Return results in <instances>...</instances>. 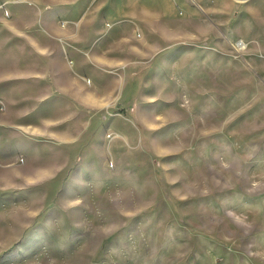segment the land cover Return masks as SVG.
Returning <instances> with one entry per match:
<instances>
[{
    "label": "rangeland",
    "instance_id": "374dc122",
    "mask_svg": "<svg viewBox=\"0 0 264 264\" xmlns=\"http://www.w3.org/2000/svg\"><path fill=\"white\" fill-rule=\"evenodd\" d=\"M185 1L93 123L112 144L47 200L0 196V264H264V0Z\"/></svg>",
    "mask_w": 264,
    "mask_h": 264
},
{
    "label": "crops",
    "instance_id": "0c3cea01",
    "mask_svg": "<svg viewBox=\"0 0 264 264\" xmlns=\"http://www.w3.org/2000/svg\"><path fill=\"white\" fill-rule=\"evenodd\" d=\"M160 1L0 0L4 200H47L49 187L57 193L66 173L78 167L77 155L112 144L93 123L98 116L110 121L111 107L129 104L139 88L144 54L137 43L159 40L145 27L166 17L179 20L176 7L186 2Z\"/></svg>",
    "mask_w": 264,
    "mask_h": 264
}]
</instances>
